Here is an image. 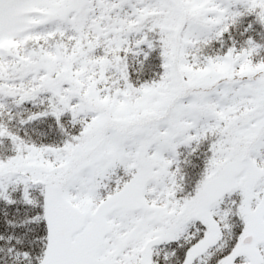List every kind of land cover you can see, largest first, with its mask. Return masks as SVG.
Segmentation results:
<instances>
[{
    "label": "trees",
    "instance_id": "1",
    "mask_svg": "<svg viewBox=\"0 0 264 264\" xmlns=\"http://www.w3.org/2000/svg\"><path fill=\"white\" fill-rule=\"evenodd\" d=\"M47 1L49 5L14 9L26 11L23 18L29 23L0 44V50L4 49L0 56V264L46 262L53 236L46 187L55 188L61 200L65 190L68 194V187L71 190L76 184L62 182L56 167L47 171L49 180L45 182L28 180L20 167L21 158L28 156L25 148L33 147L36 155L51 162L43 152L45 148L77 145L84 157L76 162L79 165L106 146L103 129L101 139L97 136L95 144L86 147L88 116L74 117L61 102L56 113L49 110L51 95H60L59 87L67 86L56 75L59 71H78L85 84L95 83L101 89L103 100L109 96L108 89L113 94L162 83L183 94L190 91L201 95L203 91L195 90L206 88L212 103L226 109L219 121L224 131L192 134L178 149L164 151L167 170L158 184L150 185L159 204L177 203L197 193L209 175L222 169L233 154L241 153L244 161L264 167V7L234 0L218 9L211 22H195L186 12L190 2L186 0ZM171 6L186 17L177 18ZM7 18L15 24L19 16L13 13ZM34 69L40 78L35 77ZM200 81L211 85L195 89L186 86H198ZM219 88L223 90H216ZM230 98L235 103L225 105ZM172 102L174 108L181 106L176 96ZM242 104L258 112L240 119ZM181 112L187 114L184 108ZM128 157L137 161L133 152ZM9 167L17 170L10 171ZM133 174L131 167L116 168L90 198L97 203L105 200ZM257 174L264 177V173ZM244 203V193L237 189L225 195L221 206L228 218L238 223L243 221L240 212ZM190 233L196 240L202 239L204 226L197 223ZM225 233L228 238L189 259L188 237L165 243L153 250V264H163L168 258L170 264H185L187 260H191L187 264H217L229 253L236 232L228 227Z\"/></svg>",
    "mask_w": 264,
    "mask_h": 264
},
{
    "label": "rangeland",
    "instance_id": "2",
    "mask_svg": "<svg viewBox=\"0 0 264 264\" xmlns=\"http://www.w3.org/2000/svg\"><path fill=\"white\" fill-rule=\"evenodd\" d=\"M10 1L0 0V44L9 39V35H5L4 32L13 27L9 18L2 19L1 16L11 17L13 13L17 14L20 26L22 20L27 18H23V13L26 11L17 12L13 11L14 9L22 10L26 7L32 9L50 4L47 0H13L11 2L13 6L8 7ZM208 1L210 6H217L219 9L227 4L224 0ZM231 1L227 0V2ZM241 1L254 7L256 2L259 3L258 7H263L262 3H264V0ZM198 2L200 5L203 1L195 0V3ZM196 5L197 8L190 6L186 12L195 18H205L206 11L198 4ZM202 7L206 8V4ZM6 9L11 12H6ZM65 66L70 69L67 63ZM32 71L35 77L42 76L38 74V70ZM64 72L66 71L63 73L59 71L57 76L63 78L67 86L60 89V95L56 92L51 95L49 110L56 113L57 103L61 102L60 105L72 110L74 117L88 116L91 120L88 124L89 138L86 147L91 148L95 144L96 135L98 139H101L103 129L106 130L103 136V143L106 146H103V151L98 148V153L96 151L91 155V157L95 156V161L91 158L89 162L79 165H76V162L84 157L77 145L61 149L45 148L43 152L48 155L51 162L36 155L33 147L27 148L28 156L21 158L20 167L22 172L29 176L26 177L28 180L45 182L49 180L47 171L56 167L57 176L62 178V182L67 180L76 183L71 190L68 187L67 191H70L68 194L64 189L65 193L60 196L61 200L55 188L46 187L47 210L49 205V212H52L53 236L49 245L50 252L44 264H153L151 262L153 246L180 238L185 228L196 221L205 224L207 240L203 245H210L213 243L212 240L215 242L220 240L222 234L212 210L218 209L222 197L235 189L234 177L237 183L243 184L247 177L253 174L257 181L255 173H264V167H257L244 161L240 156L241 153L238 156L233 154L226 158V164L222 169H217L215 173L213 171V174L209 175L197 193L184 197L182 202L177 203L166 201L164 204H159V199L152 196L153 191L150 185L155 182L158 184L165 173L164 151L178 149L179 143L189 139L192 134L224 131L219 121L226 115V109L216 105V102L212 103L210 92L205 90L206 88L195 90L203 91L199 92L201 95L190 91L183 94L182 90L162 83H157L158 85L155 86L147 85L140 89L131 87L113 94L108 89L109 96L103 100L101 89L95 83L88 85V88L82 82V76L78 74V71L75 74ZM70 75H72L71 78ZM198 75L197 80H201L202 77ZM81 83L85 85V90ZM206 84L211 85L210 82L200 81L198 86L188 83L186 86L188 89H195L205 87ZM89 89L90 91L86 92ZM216 90L222 91L223 88ZM173 96L186 97V103L180 102V107L172 108L171 100L163 101ZM230 101L235 103L230 98L225 105ZM241 107L239 108L240 119H248L258 112V109L249 110L244 106L242 110ZM183 108L188 113L186 117L181 112ZM194 130L197 133H194ZM243 130L245 131L246 128ZM127 140L135 142V150L141 149L138 152L137 162L130 157L124 161V155L131 156L133 149L132 144H127L125 147ZM125 149L126 154H123ZM121 155L123 165L133 167L136 164V172L117 196L109 199L108 202H103H107L104 207L102 205L96 208L93 199L90 198L93 196L92 192L101 186L102 181L98 186L99 180L107 174L106 171L113 168V164L121 158ZM26 163L27 165H23ZM70 169V174L65 176ZM9 170L16 171L17 167H9ZM261 186L264 187V183L254 184L252 189L257 188L254 193L257 191L259 193ZM255 198L262 204L260 206L262 211L255 216H264V190ZM219 212L220 210L218 214ZM257 219L259 218L252 217L249 225H260L264 229V217L261 220ZM67 220L70 228L67 227L69 229L66 230L64 227L67 225ZM211 227L214 228L213 233L210 230ZM61 230L64 232L72 230L73 235L77 236L76 239L66 240V235L60 232ZM249 231L259 236L254 227ZM243 235H247V232ZM243 240V238L238 240L237 248L242 246ZM252 248V251L248 253L250 261L244 255L246 259L243 262L233 258L232 264H251V261L259 256V252L264 253L259 251L260 248L264 249V246L258 247L256 242ZM234 252L228 254L227 258L231 259ZM169 261L170 258L163 264H170ZM262 262L260 255L256 264H262Z\"/></svg>",
    "mask_w": 264,
    "mask_h": 264
}]
</instances>
